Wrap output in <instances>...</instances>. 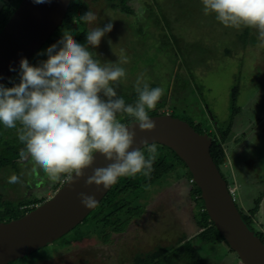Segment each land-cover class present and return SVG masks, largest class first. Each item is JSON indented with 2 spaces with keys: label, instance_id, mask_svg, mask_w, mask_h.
<instances>
[{
  "label": "rangeland",
  "instance_id": "374dc122",
  "mask_svg": "<svg viewBox=\"0 0 264 264\" xmlns=\"http://www.w3.org/2000/svg\"><path fill=\"white\" fill-rule=\"evenodd\" d=\"M19 2L11 0L12 8ZM2 4L0 0V6ZM127 4L133 10L131 15L119 7L113 9L105 0H85L83 14L90 10L97 19L91 23H75L78 24L76 30L84 29L83 37H75V40L86 45L102 66H120L126 70L117 92L128 104L134 105L138 100L135 85L140 79L150 87L164 88L165 94L154 111L187 120L197 131L209 133L213 141L215 122L224 129L232 121L230 135L223 143L226 161L219 169L228 186L236 189L234 202L242 215L247 216L253 200H259L256 215L263 225L257 223V217L255 221L252 218L249 225L255 233L264 232V40L259 37L258 29L250 27L254 30L252 36L241 35L245 26L239 29L224 26L215 13H204L202 0H128ZM71 21H75L74 16ZM109 22L112 30L102 37L99 46L88 45L87 33ZM62 23L51 35L52 39L58 35L55 43L65 30L72 28L67 21ZM72 32L78 35L75 30ZM42 47L36 54L43 53ZM121 57H127V63H121ZM40 59L42 62L47 58L42 54ZM232 87L237 89L234 101ZM234 103L235 113L231 108ZM8 133L6 127H0L1 144L3 134L5 144L15 136L18 138L16 128ZM146 148L141 147L145 153ZM157 149L158 155L161 153L167 160H173L166 149L159 146ZM250 164L258 172L254 176L263 182L259 186H255L254 180L242 177ZM32 168L30 158H19L15 165L0 169V194L4 199L23 198L21 183L26 180L31 184V194L39 198H50L55 193L54 183L48 181L42 171L33 172ZM13 173L20 177L19 183H8ZM187 173L180 164L152 184L142 183L139 192L127 198L126 207L133 209L124 208L122 213L109 219V223L114 221L113 228L118 231L127 223L121 232L111 226L99 228L96 217L90 219V215L88 224L81 221L52 243L9 264H133L132 258L138 252L175 245L188 231L196 233L199 230L196 221L203 217L198 209L201 203L190 193L192 185ZM119 180L110 186L107 197H113L111 190ZM103 201L104 198L100 203ZM120 202L123 200L116 203ZM142 203L144 212L139 214ZM130 211L137 213L129 216ZM124 214L128 217L126 223ZM179 219H185L188 226L175 225ZM199 245V254L210 264H239L236 253L229 250L217 234L215 243ZM67 248L70 250L64 251ZM182 253L175 254L177 264H195L187 246Z\"/></svg>",
  "mask_w": 264,
  "mask_h": 264
},
{
  "label": "clouds",
  "instance_id": "9594fccd",
  "mask_svg": "<svg viewBox=\"0 0 264 264\" xmlns=\"http://www.w3.org/2000/svg\"><path fill=\"white\" fill-rule=\"evenodd\" d=\"M202 4L204 13H215L224 26L256 28L264 40V0H202ZM79 19L91 23L97 17L89 10ZM112 27L109 22L88 32V45L98 47ZM46 53L47 59L39 65L21 58L19 83L12 87L0 84V124L17 129L18 139L24 145L20 157L30 158L33 172L42 171L48 181L60 186L63 183L71 186L84 179L85 185L108 189L121 177L142 173L150 178L157 145L144 140L147 156L141 147H133L135 127H129L118 116L130 117L131 125L138 124L141 131H154L156 124L149 111L164 96V88L150 87L138 79L135 85L138 100L134 105L126 104L117 92L126 70L102 66L69 30ZM120 62L127 63V57H121ZM97 153L110 162L93 168ZM89 168L91 175L86 173ZM19 182L15 173L8 178L10 184ZM78 198L85 208L98 203L95 195L85 192H79Z\"/></svg>",
  "mask_w": 264,
  "mask_h": 264
},
{
  "label": "water",
  "instance_id": "95a60500",
  "mask_svg": "<svg viewBox=\"0 0 264 264\" xmlns=\"http://www.w3.org/2000/svg\"><path fill=\"white\" fill-rule=\"evenodd\" d=\"M71 0H20L0 30V84H4L20 68L21 58L29 59L61 25ZM155 121L154 131L135 127L133 147L159 143L172 149L185 163L194 184L200 190L204 209L243 264H264V243L242 219L239 209L229 194L226 180L210 155L212 137L197 132L187 121L168 113L150 115ZM104 156L95 154L94 167L106 166ZM92 174V168L86 170ZM86 179V177H85ZM110 188V187H109ZM108 188V189H109ZM103 186L85 185L81 179L74 185L63 183L43 203L22 216L0 222V264L29 255L62 236L80 223L95 207L85 208L79 192L95 195L99 202L107 193Z\"/></svg>",
  "mask_w": 264,
  "mask_h": 264
},
{
  "label": "trees",
  "instance_id": "16d2710c",
  "mask_svg": "<svg viewBox=\"0 0 264 264\" xmlns=\"http://www.w3.org/2000/svg\"><path fill=\"white\" fill-rule=\"evenodd\" d=\"M105 1H107L108 4L111 5V7L113 9H116L117 7H119L120 10L125 11L126 13H128V15L133 14V10L127 4L128 0H105ZM84 3H85V0H71L69 7H68V10H67V13H66V16L63 19V22L67 21V23L70 25L69 27H72V28H68L69 31L72 32V30H75V32L78 33V35L76 36L75 33L72 32L74 38L75 37H77V38L83 37L82 33H84V29L81 31H78V30H76V26L78 24L84 23L83 21H80V19H79L80 16L83 15ZM14 9L15 8H12V6H11V0H5V2L3 0V4L0 6V30L2 29V27L4 26V24L6 23L8 18L11 16ZM70 14H72V15H70ZM144 15L146 17V12L144 13ZM73 16H74L75 21H71V18ZM75 23H78V24L75 25ZM61 24H63V23H61ZM81 28H84V26L81 25ZM241 31H242L241 35L249 37L248 35L252 36L254 30L251 29L250 27H244L241 29ZM57 36H55L53 39L50 36L45 41V43L42 45L43 46L42 48L44 49V51L42 53L44 58H47L46 49L50 45L55 43L54 39ZM253 42H255V41H253ZM253 42H251V43H253ZM42 54H36L35 53L34 55H32L28 59L29 63L32 65H39L41 63L40 57H42ZM19 80H20V68L14 72V74L8 79V81H6L4 83V86L12 87L14 84L19 83ZM236 90L237 89L235 87H232L231 99L233 101H234V97L236 95ZM125 103L128 104L126 101H125ZM231 108L233 109V111L235 113V111L237 110L236 104L234 103V105ZM209 113H211V112L209 111ZM157 114H158V112H156L154 110L149 111V116L150 115H157ZM159 114H162V113H159ZM171 116L175 117L174 115H171ZM118 118L122 122H124L125 124L132 121V119L130 117H127L126 115H119ZM212 118H214V117L212 116ZM181 119H183V118H181ZM185 121H187V120H185ZM214 126L216 129V137H215L214 141L212 139V143H211L209 151H210V155H211L214 163L219 168V166L222 164H225V161H226V151L224 149L223 143H225L227 141V138L230 135V132H231L233 125H232V121H231L227 125V127L224 129L223 128L220 129V127L217 125V122H215ZM0 127H3V125L0 124ZM192 127L196 130V128L194 126H192ZM197 132L201 133V131H197ZM7 134H8V132H7ZM208 135H209V133H208ZM1 140L3 141V144H1V142H0V169L5 168L8 164H12V166L15 165V163H17V160L19 158H21L19 155L20 149L22 147H24V145L19 141L18 138H16V136L11 141L10 140L7 141V143L5 144L4 143L5 138H4V134H3L1 136ZM155 144L157 146H159L160 148H164L168 152H170L172 154L173 160H167L165 158V155L164 154L161 155V153H160L159 155L157 154V158L154 162V171L152 172L150 178L145 177L142 173H138L134 177H121V179L119 180V184L115 185V188L111 190V192L112 191L114 192L112 194L113 197L109 198V197H107L108 195H105L103 197L104 201L102 203H100L103 199L102 198L93 208L94 211H90L91 213L87 214L83 218V220H82L83 222L88 224L89 216L91 215L90 219H92V217H96L97 225L99 226V228L108 229V227L111 226L110 227L111 229H115V231L121 232L126 227V224H127L126 218H128V217H126L127 215L124 214V221H125L124 223H126V224H125V227L120 231H118L119 230L118 228H113L114 221L112 223H109V219L112 218L113 216H115L117 213H120V212L122 213L124 208H126L128 210L133 209L131 207H126L127 204L129 203L127 198L128 197L131 198L132 194H137L140 190L139 186L142 183L143 184H152L157 178L161 177L162 175L169 173L170 171H172V169L174 167H178L180 164L183 165L187 169L185 163L176 155V153L172 149H170L169 147H167L165 145L159 144V143H155ZM145 146L147 147V145H145ZM145 154L147 156V152ZM187 171H188L187 174L189 175L188 178L192 179L191 174H190L188 169H187ZM42 179H44V178H42ZM21 185L23 186V189H22L23 195H21V197L23 196V198L18 199L17 201H15V199H12V200L4 199L3 195L0 194V222H6L9 220L18 218V217L22 216L24 213H26L27 211L33 209L35 207V205L41 204L42 202L47 200V198H45V197L39 198L36 196V194H31L33 191L30 189L31 184L30 185L27 184V180L24 181V184L21 183ZM191 185H192V189H191L190 193L193 196L195 201H198L201 203L198 206V209H199L200 213L203 214V217L201 219H198L199 221H196V225H197V228H199V230L196 231V233H194L192 236L186 235V237H181L178 240V242L173 246H170V247L158 246V247H156L153 250L148 251V252L136 253L134 255V257L132 258V261H131L133 264H177L179 261H177V257L175 254H177V255L184 254V253H182V251H183L185 246H187V248L194 255L193 256L194 258L192 261H194L195 264L196 263H199V264H207L208 263V264H210L209 261H204L203 258L201 257V255L199 254V252H198V250L200 249L199 244L200 243H215V234L220 236L223 241H225V240L219 234V232L216 229V227L214 226L213 222L209 219V217H208V215L204 209L203 200L200 197L199 188L194 184V182ZM59 186H60V183H58V182L54 183V185L52 187L53 192H55ZM12 188L16 189V187H12ZM17 189H19V188H17ZM111 192H110V194H111ZM27 193H29V194H27ZM135 197H133V198H135ZM120 199H122L123 202L122 203L120 202L119 204H117L116 202ZM258 207H259V200L257 199V200L253 201V207H251V209H249L247 211V216H244L240 213L242 219L247 223V225L249 226V228L251 230H252V228L250 227L249 224H250L252 218L254 217L255 213L257 212ZM139 212H140L139 214H142V212H144V204L142 206V210ZM136 213H137L136 211H134V212L130 211L129 216H133ZM121 216H123V215L121 214ZM257 233H255V234L262 240V242H264V232L259 231ZM195 242H197L198 244L196 243V245H195L194 244ZM228 248H229V250L233 251L232 249H230L229 246H228ZM39 249H37V250H39ZM37 250H35V251H37ZM31 253H33V252H31ZM21 258H23V257H21ZM18 259H20V258H18ZM13 261H15V260H13ZM13 261H11V262H13ZM11 262H9V263H11ZM9 263H7V264H9Z\"/></svg>",
  "mask_w": 264,
  "mask_h": 264
},
{
  "label": "crops",
  "instance_id": "0c3cea01",
  "mask_svg": "<svg viewBox=\"0 0 264 264\" xmlns=\"http://www.w3.org/2000/svg\"><path fill=\"white\" fill-rule=\"evenodd\" d=\"M248 166H251V167H249V169H247L246 171H244L243 172V174H244V176H242L243 178H247L246 180H254L255 181V186H259L261 183H263V182H261L260 180H259V178H257V177H255L254 176V174L255 173H258V172H255V170H254V168L252 167V165L250 164V165H248ZM239 183V185H240V181H238ZM253 185H251V187H252ZM254 201V200H253ZM259 206H260V202H259ZM251 207H253V204L251 205ZM251 207L250 208H248V210L249 209H251ZM258 209H260V208H258ZM259 211L257 210V212L256 213H258ZM256 213H255V215H254V217H253V221H255V217H257V223L260 225V226H262L263 225V222L260 220V218L258 217V215H256ZM190 233V231H188L187 232V236H190L191 234H189Z\"/></svg>",
  "mask_w": 264,
  "mask_h": 264
},
{
  "label": "flooded vegetation",
  "instance_id": "af4514ba",
  "mask_svg": "<svg viewBox=\"0 0 264 264\" xmlns=\"http://www.w3.org/2000/svg\"><path fill=\"white\" fill-rule=\"evenodd\" d=\"M4 127V126H3ZM8 128H6V131L8 132L10 129H8ZM9 134V133H8ZM180 220V222H176V224L175 225H180L182 228L183 227H185V226H188V225H185V223H188L185 219H179ZM182 231L183 232H186V231H184L183 229H182ZM119 233V232H118ZM193 234H191L190 236H192ZM71 248V247H70ZM70 248H67V249H65L64 251H69L70 250Z\"/></svg>",
  "mask_w": 264,
  "mask_h": 264
},
{
  "label": "built area",
  "instance_id": "2783aa9c",
  "mask_svg": "<svg viewBox=\"0 0 264 264\" xmlns=\"http://www.w3.org/2000/svg\"><path fill=\"white\" fill-rule=\"evenodd\" d=\"M189 181L190 183H193V179H189ZM228 191H229V194L231 195L232 200L234 201L236 189L231 186H228ZM239 264H243V263H239Z\"/></svg>",
  "mask_w": 264,
  "mask_h": 264
}]
</instances>
